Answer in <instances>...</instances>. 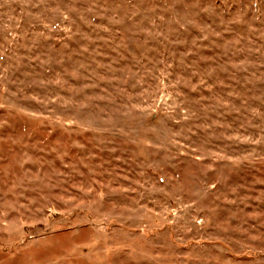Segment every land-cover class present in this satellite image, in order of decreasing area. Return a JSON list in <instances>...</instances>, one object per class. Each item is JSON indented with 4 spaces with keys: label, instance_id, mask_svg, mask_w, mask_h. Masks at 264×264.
<instances>
[{
    "label": "rangeland",
    "instance_id": "obj_1",
    "mask_svg": "<svg viewBox=\"0 0 264 264\" xmlns=\"http://www.w3.org/2000/svg\"><path fill=\"white\" fill-rule=\"evenodd\" d=\"M0 264H264V0H0Z\"/></svg>",
    "mask_w": 264,
    "mask_h": 264
}]
</instances>
